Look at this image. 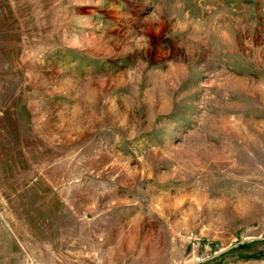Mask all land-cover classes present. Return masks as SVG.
Listing matches in <instances>:
<instances>
[{
    "label": "rangeland",
    "instance_id": "obj_1",
    "mask_svg": "<svg viewBox=\"0 0 264 264\" xmlns=\"http://www.w3.org/2000/svg\"><path fill=\"white\" fill-rule=\"evenodd\" d=\"M0 264H264V0H0Z\"/></svg>",
    "mask_w": 264,
    "mask_h": 264
}]
</instances>
